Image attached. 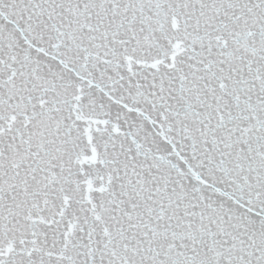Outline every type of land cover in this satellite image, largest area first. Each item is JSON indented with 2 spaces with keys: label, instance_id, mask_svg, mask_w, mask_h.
<instances>
[{
  "label": "snow or ice",
  "instance_id": "snow-or-ice-1",
  "mask_svg": "<svg viewBox=\"0 0 264 264\" xmlns=\"http://www.w3.org/2000/svg\"><path fill=\"white\" fill-rule=\"evenodd\" d=\"M0 264H264V0H0Z\"/></svg>",
  "mask_w": 264,
  "mask_h": 264
}]
</instances>
